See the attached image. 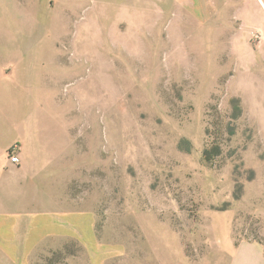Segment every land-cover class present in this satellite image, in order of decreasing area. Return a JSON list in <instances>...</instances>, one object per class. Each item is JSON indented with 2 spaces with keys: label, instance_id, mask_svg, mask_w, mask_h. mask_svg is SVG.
Returning a JSON list of instances; mask_svg holds the SVG:
<instances>
[{
  "label": "rangeland",
  "instance_id": "obj_1",
  "mask_svg": "<svg viewBox=\"0 0 264 264\" xmlns=\"http://www.w3.org/2000/svg\"><path fill=\"white\" fill-rule=\"evenodd\" d=\"M65 134L0 264H264V0H0V147Z\"/></svg>",
  "mask_w": 264,
  "mask_h": 264
},
{
  "label": "crops",
  "instance_id": "obj_2",
  "mask_svg": "<svg viewBox=\"0 0 264 264\" xmlns=\"http://www.w3.org/2000/svg\"><path fill=\"white\" fill-rule=\"evenodd\" d=\"M73 145L65 134L61 148L56 153H52L51 149L48 150L49 147L45 144L40 155H36L35 152L30 153L24 143L0 147V227L14 228V232L9 237L2 239L3 242L11 245L21 243L22 238L28 234L29 228L32 229V237L36 239L35 228L59 225L50 216L56 215L57 218L59 212L69 213L67 208L59 210L52 207L50 201L52 194L49 189L52 180L58 177L56 173L53 175L49 166L50 164H68L69 158L73 165ZM70 146H72V157L71 155L69 157ZM11 148H15L14 152L19 157L18 165L9 162L7 151ZM68 181V178H63V186L67 187ZM45 189L48 196L46 206L43 205L41 198L38 200V196H42ZM38 241L40 240L33 242Z\"/></svg>",
  "mask_w": 264,
  "mask_h": 264
},
{
  "label": "built area",
  "instance_id": "obj_3",
  "mask_svg": "<svg viewBox=\"0 0 264 264\" xmlns=\"http://www.w3.org/2000/svg\"><path fill=\"white\" fill-rule=\"evenodd\" d=\"M14 150L15 148L11 150V152L9 153L8 159L11 164L18 165L20 162L19 157L15 154Z\"/></svg>",
  "mask_w": 264,
  "mask_h": 264
},
{
  "label": "trees",
  "instance_id": "obj_4",
  "mask_svg": "<svg viewBox=\"0 0 264 264\" xmlns=\"http://www.w3.org/2000/svg\"><path fill=\"white\" fill-rule=\"evenodd\" d=\"M185 144V143H184ZM180 149L181 150H185V151H187L188 149H187V147L186 146H181L180 145ZM11 151H9V153H10ZM210 155H211V150H204V152H203V158H204V161L205 162H209L210 161Z\"/></svg>",
  "mask_w": 264,
  "mask_h": 264
}]
</instances>
